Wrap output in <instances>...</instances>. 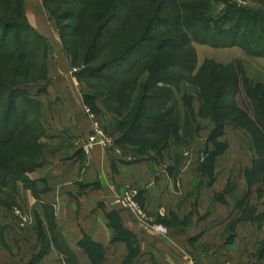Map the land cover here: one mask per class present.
<instances>
[{"label": "crops", "instance_id": "obj_1", "mask_svg": "<svg viewBox=\"0 0 264 264\" xmlns=\"http://www.w3.org/2000/svg\"><path fill=\"white\" fill-rule=\"evenodd\" d=\"M23 2L29 25L50 47L49 83L33 94L44 152L26 182L1 188L14 194L22 217L0 206V264H264V168L250 135L232 125L214 135V123L199 115L200 100L173 89L169 107L176 104L180 124L163 148L142 155L137 146L114 143L85 154L86 91L54 25L44 21L42 1ZM194 50L196 71L205 61H238L246 78L264 85V58L236 47ZM92 106L103 107L97 99ZM103 109L94 114L112 134L117 120ZM128 186L138 189L143 223L120 204ZM157 225L166 237L154 231Z\"/></svg>", "mask_w": 264, "mask_h": 264}, {"label": "trees", "instance_id": "obj_2", "mask_svg": "<svg viewBox=\"0 0 264 264\" xmlns=\"http://www.w3.org/2000/svg\"><path fill=\"white\" fill-rule=\"evenodd\" d=\"M213 2L224 4L216 18L209 16ZM254 3L255 8L230 0H42L58 27L62 20L67 22L59 27L60 39L65 48L71 46L70 65L79 69L75 76L103 83L104 108L117 120L114 132L120 134L115 144L137 146L142 155L163 148L180 124L176 104L169 107L173 89L186 81L192 89L181 91L200 100L199 115L214 123L213 134H222L226 125L248 133L262 169L264 85L246 78L238 61L225 66L205 61L196 71L193 47H236L264 58V0ZM64 29L75 38L72 45L65 41ZM47 54L45 40L27 21L23 0H0L4 197L10 194L1 188L13 190L17 181L26 182L25 175L40 166V106L25 87L44 79ZM144 73L148 76L140 82ZM190 100L183 97L188 109ZM9 201L15 203L14 197ZM3 202L10 206L8 200Z\"/></svg>", "mask_w": 264, "mask_h": 264}, {"label": "rangeland", "instance_id": "obj_3", "mask_svg": "<svg viewBox=\"0 0 264 264\" xmlns=\"http://www.w3.org/2000/svg\"><path fill=\"white\" fill-rule=\"evenodd\" d=\"M42 0H39V2H41ZM231 2H234V3H237L238 5H241V6H244V7H247V8H255V3H254V0H230ZM223 8H224V4L222 3V2H213L212 4H211V8H210V11H209V16L210 17H213V18H216V17H218L220 14H221V12H222V10H223ZM30 17H31V22H35V20H36V16L34 17L33 15H30ZM47 19H49V21H50V23H52L53 25H54V28H55V31H56V33H58V36L60 37V31H59V27L61 28V29H63V27H64V25H66V21H64V20H62L61 22H60V24H59V27H58V24H57V21L54 19V18H52L51 17V15H50V13L48 12H46L45 11V17H44V21H46ZM30 20V19H29ZM63 31V30H62ZM64 31H65V41L69 44V43H72L74 40H75V38H73L72 37V35L71 36H69L70 35V32L69 31H67L66 29H64ZM44 39V38H43ZM45 40V39H44ZM45 42H46V44H47V47H48V54H47V58L45 59V61H46V63H45V66H46V71H45V77H44V79H41V80H37V82H35V83H32V84H29V85H27L26 87H25V90L32 96V98L34 99V97H33V94H35V93H37V91L38 90H40V91H42L43 89H44V87H46L47 86V84L49 83V80H48V78H47V60H48V56L50 55V47H49V44H48V42L45 40ZM69 45H72V44H69ZM195 46H197V45H195V44H193V47L195 48ZM64 47V46H63ZM70 49H71V46H70ZM69 48H65L64 47V50L66 51V53H67V56H68V60H69V65H70V57H69V50H70ZM72 50V49H71ZM38 62H41V61H38ZM70 71H71V73H72V70L74 69V68H72V66L70 65ZM77 70V72H75V73H72L73 74V76L75 77V79H76V81L79 83V84H81L83 87H84V89H85V91H86V97H84L85 99V102L87 103V105L88 106H84L83 107V111L85 110V108H87V109H89L93 114L94 113H97V114H99V113H102V108H104V85H103V83L102 82H100V81H98V80H93V79H88V80H79L75 75H76V73H78L79 72V69H76ZM37 72V71H36ZM38 74V73H37ZM36 74V75H37ZM142 77L140 78V82H142V81H144L146 78H147V74H142L141 75ZM142 79V80H141ZM81 81V82H80ZM83 82V83H82ZM192 89V86L191 85H189L186 81H181L180 82V85H179V91H181V90H184V89ZM92 89H95V90H92ZM97 99V101H100V102H102V105H103V107L101 108V109H99V108H95L96 109V112L95 111H93V100H96ZM40 106V105H39ZM39 109H40V107H39ZM103 110H105V108L103 109ZM98 111V112H97ZM106 111V110H105ZM107 112V111H106ZM108 114H110L109 112H107ZM100 115V114H99ZM110 115H112V114H110ZM39 116H40V112H39ZM113 116V115H112ZM114 117V116H113ZM40 119V118H39ZM115 119V118H114ZM116 120V119H115ZM40 121V120H39ZM102 123H103V125H104V118H102L101 120H100ZM112 134H114V132H112ZM112 137L114 138V135H112ZM43 138V137H42ZM42 138L40 139V142L42 141ZM39 142V143H40ZM114 143V142H113ZM132 145V144H131ZM132 147V146H131ZM43 148H44V145L43 144H41L40 143V150H39V153H40V156L42 155V153L44 152L43 151ZM139 147H135L134 149H138ZM39 164L41 165L42 163L40 162V160H39ZM128 187H131V186H128ZM13 197H14V194H10V196H8V197H4V195L3 194H0V206H4V202L3 201H6L7 202V200H8V202L9 203H11V204H9V203H7V205H10L9 206V208H10V211H13V213H14V211H19L20 213H21V211L20 210H22L21 209V207H20V205L19 204H17V202L15 201V198H14V202L15 203H12V201H9V200H11V199H13ZM2 204V205H1ZM15 214V213H14ZM16 217H17V215H16ZM158 226V225H157ZM17 228V227H16ZM0 229H1V232H0V240L2 241V238H3V229L0 227ZM17 229H19L20 230V228H17Z\"/></svg>", "mask_w": 264, "mask_h": 264}, {"label": "built area", "instance_id": "obj_4", "mask_svg": "<svg viewBox=\"0 0 264 264\" xmlns=\"http://www.w3.org/2000/svg\"><path fill=\"white\" fill-rule=\"evenodd\" d=\"M75 72H77V70L73 69L72 73ZM84 112L87 115L88 121L90 123L91 135L87 138L86 143L82 147L83 152L85 154H89L92 146H99L104 150L114 147V140L111 136V133L105 126V123L103 125V123L100 121L102 118H99L87 108H85ZM137 196L138 189L126 187L119 195V200L124 210L133 215L140 223H143L146 216L142 207L137 202ZM14 213V215H17V217H22L18 210L14 211ZM154 231L163 237H166L169 233L166 228L159 225L154 227Z\"/></svg>", "mask_w": 264, "mask_h": 264}]
</instances>
